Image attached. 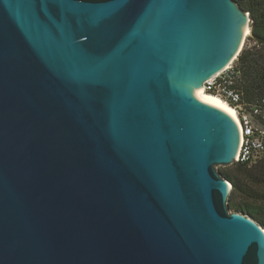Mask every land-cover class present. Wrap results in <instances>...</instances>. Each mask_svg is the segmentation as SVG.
<instances>
[{"label": "water", "instance_id": "1", "mask_svg": "<svg viewBox=\"0 0 264 264\" xmlns=\"http://www.w3.org/2000/svg\"><path fill=\"white\" fill-rule=\"evenodd\" d=\"M234 0H0V264H264L199 89L243 50Z\"/></svg>", "mask_w": 264, "mask_h": 264}, {"label": "trees", "instance_id": "2", "mask_svg": "<svg viewBox=\"0 0 264 264\" xmlns=\"http://www.w3.org/2000/svg\"><path fill=\"white\" fill-rule=\"evenodd\" d=\"M250 15L252 22V35L257 41L255 48L242 50L238 56V65L243 73V80H246V90L250 99H264V0H234ZM260 49H257V46ZM262 49V50H261ZM245 92V93H246ZM244 176L222 173V177L232 184L228 205L234 212H241L252 217L264 228V206L260 203L258 194H254L250 186L242 177L247 176L250 184L264 185V160L250 167L247 164H236ZM246 178V177H245ZM248 186V190L246 187ZM247 196L248 201L242 202L241 195ZM255 203H249L251 198Z\"/></svg>", "mask_w": 264, "mask_h": 264}, {"label": "built area", "instance_id": "3", "mask_svg": "<svg viewBox=\"0 0 264 264\" xmlns=\"http://www.w3.org/2000/svg\"><path fill=\"white\" fill-rule=\"evenodd\" d=\"M242 80L237 58L223 72L207 80L203 89L220 96L234 108L243 133L242 148L235 163L250 166L264 160V99H248L240 86Z\"/></svg>", "mask_w": 264, "mask_h": 264}, {"label": "rangeland", "instance_id": "4", "mask_svg": "<svg viewBox=\"0 0 264 264\" xmlns=\"http://www.w3.org/2000/svg\"><path fill=\"white\" fill-rule=\"evenodd\" d=\"M250 26H252V22H251ZM251 34H249L247 36V38L245 40V43H244L243 50H250V49L256 47L257 41L253 37V35L251 36ZM257 47H258L257 49H260L259 45ZM263 51H264V48H263ZM245 82H246V80H242L240 86L245 87ZM245 92H246V90H245ZM246 95H247V92H246ZM247 98L250 99V97H248V96H247ZM250 100H253V99H250ZM256 164L257 163L251 164L249 166V168L255 166ZM217 170H218V172L220 174L227 173V174H231V175H238L239 174L240 176H242V175L244 176V172H240L239 171L238 166L236 165V163H234V164H232L230 166H217ZM245 177H242L243 180L247 183V185L250 186V188H251V190L253 191L254 194H258L259 199H260V203L264 206V185L258 186L256 184H250V182L248 181V177L247 176H245ZM246 190H248V186L246 187ZM247 199L249 200V198H247V196H244L243 194L240 197V200L242 202L248 201ZM254 201H255V198L252 197L251 200L249 201V203H255ZM230 212H234V211L230 209Z\"/></svg>", "mask_w": 264, "mask_h": 264}, {"label": "bare ground", "instance_id": "5", "mask_svg": "<svg viewBox=\"0 0 264 264\" xmlns=\"http://www.w3.org/2000/svg\"><path fill=\"white\" fill-rule=\"evenodd\" d=\"M252 32H251V29H250V27H248L247 28V31H246V38H247V36L249 35V34H251ZM251 36H252V34H251ZM238 58V57H237ZM200 91H203V92H206V91H204V89L203 88H201V89H199ZM206 93H208V94H210V95H212V96H215L216 98H218L219 100H221L222 102H224L225 104H227L229 107H231L232 108V110L235 112V110H234V108L230 105V104H228L223 98H221L220 96H218V95H216V94H212V93H209V92H206ZM236 113V112H235ZM237 115V114H236ZM238 117V116H237Z\"/></svg>", "mask_w": 264, "mask_h": 264}]
</instances>
